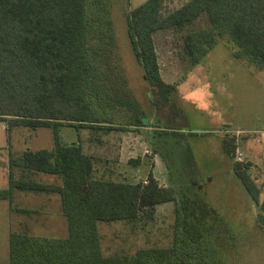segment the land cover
Instances as JSON below:
<instances>
[{
	"label": "trees",
	"instance_id": "trees-1",
	"mask_svg": "<svg viewBox=\"0 0 264 264\" xmlns=\"http://www.w3.org/2000/svg\"><path fill=\"white\" fill-rule=\"evenodd\" d=\"M160 8L161 0H147L126 16L130 49L152 98L168 100L172 88L159 73L153 39L159 31L180 32L204 20V26L181 35L190 66L225 37L238 48L237 57L264 66V0H189L165 17ZM112 9L113 0H0V121L8 132L17 127L52 132L50 149L9 155L8 188L0 191V200L11 204L16 191L56 194L67 225L61 238L11 233L9 264H233L215 235L223 238L219 225L225 223L194 177L178 190L160 187L150 173L138 183L97 177L95 159L84 154L79 140L61 139L65 126L94 133L148 127L139 105L131 113L130 101L122 98L125 72ZM236 147L234 137L223 139L226 156ZM246 169L237 161L232 165L264 222V192L260 196ZM36 175L54 176L59 183L37 182ZM164 203L174 204L169 246L132 255L103 253L99 224L149 219Z\"/></svg>",
	"mask_w": 264,
	"mask_h": 264
},
{
	"label": "rangeland",
	"instance_id": "rangeland-1",
	"mask_svg": "<svg viewBox=\"0 0 264 264\" xmlns=\"http://www.w3.org/2000/svg\"><path fill=\"white\" fill-rule=\"evenodd\" d=\"M146 1L113 0L112 17L125 72L122 98L130 101L131 113L139 105L148 127L94 133L65 126L61 139L67 143L79 140L84 154L95 159L97 177L138 183L150 173L160 187L173 186L175 190L185 185L186 178L194 177L204 186L206 203L225 223L219 225L224 241L215 233L221 250L226 246L233 264H264V222L259 218V207L232 173L238 153L242 161L237 162L247 166L260 196L263 194L264 66L237 57L238 48L226 37L198 64L190 66L183 55L181 35L204 26V20L180 32L159 31L153 35L159 73L172 88L168 100L152 98L131 52L126 29V16ZM187 1L161 0L160 16ZM6 125L0 121V191L8 188L10 154L18 157L27 149L52 146L51 130L17 127L8 132ZM233 137L237 151L228 157L222 142ZM52 177L33 176L37 182L59 183ZM173 224V203L157 206L152 218L135 223L99 224L102 251L107 256L132 255L142 248L167 247ZM24 231L31 236H66L58 195L16 191L11 204L0 200V264H9L10 234ZM224 231L230 233L228 238Z\"/></svg>",
	"mask_w": 264,
	"mask_h": 264
},
{
	"label": "built area",
	"instance_id": "built-area-1",
	"mask_svg": "<svg viewBox=\"0 0 264 264\" xmlns=\"http://www.w3.org/2000/svg\"><path fill=\"white\" fill-rule=\"evenodd\" d=\"M237 155H238V153H237ZM237 155H236V161L238 160V161H242V159L241 158H237ZM239 155H241V154H239ZM145 184H146V182H144Z\"/></svg>",
	"mask_w": 264,
	"mask_h": 264
},
{
	"label": "crops",
	"instance_id": "crops-1",
	"mask_svg": "<svg viewBox=\"0 0 264 264\" xmlns=\"http://www.w3.org/2000/svg\"><path fill=\"white\" fill-rule=\"evenodd\" d=\"M7 165H8V161H7ZM7 168H8V166H7Z\"/></svg>",
	"mask_w": 264,
	"mask_h": 264
}]
</instances>
